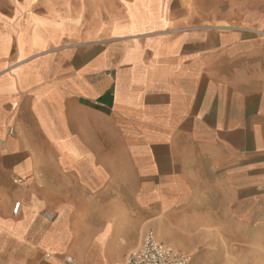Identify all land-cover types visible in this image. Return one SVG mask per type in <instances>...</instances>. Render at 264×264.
Wrapping results in <instances>:
<instances>
[{
  "label": "crops",
  "instance_id": "crops-1",
  "mask_svg": "<svg viewBox=\"0 0 264 264\" xmlns=\"http://www.w3.org/2000/svg\"><path fill=\"white\" fill-rule=\"evenodd\" d=\"M257 217L264 0H0V264H253Z\"/></svg>",
  "mask_w": 264,
  "mask_h": 264
},
{
  "label": "built area",
  "instance_id": "built-area-1",
  "mask_svg": "<svg viewBox=\"0 0 264 264\" xmlns=\"http://www.w3.org/2000/svg\"><path fill=\"white\" fill-rule=\"evenodd\" d=\"M16 183L22 181L17 180ZM20 206V203L15 205V214H18ZM192 259V255L180 253L172 246L159 242L153 232H148L143 238L141 247L132 252L122 264H191Z\"/></svg>",
  "mask_w": 264,
  "mask_h": 264
},
{
  "label": "rangeland",
  "instance_id": "rangeland-1",
  "mask_svg": "<svg viewBox=\"0 0 264 264\" xmlns=\"http://www.w3.org/2000/svg\"><path fill=\"white\" fill-rule=\"evenodd\" d=\"M261 220L262 217L255 218L253 230L244 234L245 242H239L236 254L239 258H252L253 264H264V228ZM227 254L228 250L223 249L222 255Z\"/></svg>",
  "mask_w": 264,
  "mask_h": 264
}]
</instances>
